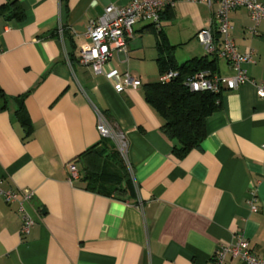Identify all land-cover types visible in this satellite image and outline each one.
<instances>
[{
    "label": "crops",
    "instance_id": "obj_1",
    "mask_svg": "<svg viewBox=\"0 0 264 264\" xmlns=\"http://www.w3.org/2000/svg\"><path fill=\"white\" fill-rule=\"evenodd\" d=\"M130 1L0 0L1 187L33 191L22 204L0 198V264H209L219 245L241 238L264 258V99L255 87L264 82V19L230 13L235 46L252 52L250 81L222 91L204 139L179 158L145 99L144 85L159 80L150 22H136L126 50L111 56L140 86L117 92L118 79L78 62L89 20ZM212 11L186 0L163 8L179 64L205 54L197 33L213 30ZM217 64L219 76L235 74L225 59ZM94 107L125 133L132 195H102L80 180L84 154L101 140ZM72 160L78 177L69 181ZM23 212L34 221L27 234ZM225 264L245 263L227 255Z\"/></svg>",
    "mask_w": 264,
    "mask_h": 264
},
{
    "label": "built area",
    "instance_id": "obj_2",
    "mask_svg": "<svg viewBox=\"0 0 264 264\" xmlns=\"http://www.w3.org/2000/svg\"><path fill=\"white\" fill-rule=\"evenodd\" d=\"M179 0H131L124 6L108 5L103 14L89 20L85 37L88 42L79 48L78 62L82 66L90 67L93 72L102 74L108 81L118 79L115 90L121 92L127 88H136L141 85L140 80L129 72H120L111 64L112 52L125 51L128 38L133 34V28L139 20L148 21L157 29L161 26L160 14L167 5H172ZM205 3L213 8V22L217 26L220 41L215 42L212 30L205 28L197 33L198 41L203 45L206 53L217 54L218 58L225 59L228 65L235 70L232 77H221L218 74L210 75L208 72H198L189 79L187 85L190 90L222 92L224 89L236 90L244 82L250 81L247 66L253 63L252 52H240L235 46L231 34L230 13L238 8H245L255 24L264 19V0H186ZM65 28L58 27V33L63 34ZM219 44V46H217ZM176 73L168 71L160 75V80L169 81ZM256 94L264 99V82L255 84ZM97 116V131L100 138L111 139L124 159L129 172L131 169L127 161L128 141L125 133L112 125L104 114L94 107ZM69 181L78 177V169L74 161L67 164ZM0 198L7 203L28 201L33 196L30 189L5 190L1 187ZM23 211V209L20 207ZM252 210L256 208L252 206ZM21 234H27L34 221L23 212ZM238 258L245 264H264V258L254 254L249 248L247 240L238 239L234 243L219 245L209 264H225L226 256Z\"/></svg>",
    "mask_w": 264,
    "mask_h": 264
},
{
    "label": "trees",
    "instance_id": "obj_3",
    "mask_svg": "<svg viewBox=\"0 0 264 264\" xmlns=\"http://www.w3.org/2000/svg\"><path fill=\"white\" fill-rule=\"evenodd\" d=\"M162 14L163 10L161 21ZM151 27L156 32L159 80L144 85L145 99L161 117L162 132L174 142L173 153L182 158L204 139L205 121L220 108L222 93L195 92L190 90L187 82L198 72L217 74L218 57L216 53L211 55L205 51L203 56L179 64L174 54L176 46L168 43L161 26L157 29L151 24ZM212 34L218 43L220 35L215 24ZM168 71L176 74L167 82L160 80V75ZM7 100L8 97L0 94V109L5 107ZM17 114L27 134L30 133L31 126L24 118L22 108ZM80 180L85 189L102 195L123 198L134 192L129 169L115 143L109 138H101L97 146L84 154Z\"/></svg>",
    "mask_w": 264,
    "mask_h": 264
},
{
    "label": "rangeland",
    "instance_id": "obj_4",
    "mask_svg": "<svg viewBox=\"0 0 264 264\" xmlns=\"http://www.w3.org/2000/svg\"><path fill=\"white\" fill-rule=\"evenodd\" d=\"M200 48H203V50H204V52H205V49H204V47L201 45V47Z\"/></svg>",
    "mask_w": 264,
    "mask_h": 264
}]
</instances>
